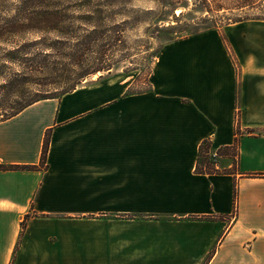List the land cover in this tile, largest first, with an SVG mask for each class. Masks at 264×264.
I'll return each mask as SVG.
<instances>
[{
    "label": "crops",
    "instance_id": "obj_1",
    "mask_svg": "<svg viewBox=\"0 0 264 264\" xmlns=\"http://www.w3.org/2000/svg\"><path fill=\"white\" fill-rule=\"evenodd\" d=\"M128 88L99 77L0 122V165L36 167L0 170V264H264V19L168 43ZM204 140L237 141L233 174L195 172Z\"/></svg>",
    "mask_w": 264,
    "mask_h": 264
},
{
    "label": "rangeland",
    "instance_id": "obj_2",
    "mask_svg": "<svg viewBox=\"0 0 264 264\" xmlns=\"http://www.w3.org/2000/svg\"><path fill=\"white\" fill-rule=\"evenodd\" d=\"M85 14L89 13L71 10L67 14L71 37L58 38L71 43L79 39L81 29H88L78 19ZM242 18H264V0H99V69L102 70L75 88L106 77L125 81L129 93L147 91L157 56L165 45L205 30L224 29ZM46 38L58 39L55 34ZM32 39V36L25 38ZM64 58L28 57L25 63L2 62L7 67L6 73L17 74L20 83L14 94L6 90L0 93V99L8 94L10 101L16 97L59 99L73 85V76L81 69L91 68L96 57H84L80 69L76 61ZM43 59L50 62L48 67L37 66Z\"/></svg>",
    "mask_w": 264,
    "mask_h": 264
},
{
    "label": "trees",
    "instance_id": "obj_3",
    "mask_svg": "<svg viewBox=\"0 0 264 264\" xmlns=\"http://www.w3.org/2000/svg\"><path fill=\"white\" fill-rule=\"evenodd\" d=\"M104 6V5H103ZM87 11L89 14L79 17L80 23L88 29H81L80 38L74 42L62 41L58 38H69L68 13L73 10ZM263 20L264 18H253ZM246 18H242L238 23ZM234 24V23H233ZM49 34H55L58 39L48 40ZM27 36H32V40H25ZM69 41L68 39H66ZM0 93L5 92L14 94L20 80L17 74H7V67L2 62L14 64L25 63L28 57H66L71 59L79 69L81 68L84 57H96L88 70H80L73 76V85L63 95L75 90L76 85L87 77L101 71L99 69V0H0ZM68 57V58H67ZM78 57V60H76ZM38 67H45L50 64L43 59L36 63ZM36 66V67H37ZM0 99V122L9 119L31 104L52 97H41L24 99L16 97L10 101V95ZM11 94V95H12ZM62 95V96H63ZM239 130L236 127V137ZM48 144H43L41 162L46 159ZM230 157L233 159L231 170H219L216 167L217 159ZM237 163V141L229 147L214 149L209 140H204L199 146L198 159L195 172L199 174H221L234 173ZM34 170L36 167L27 166H4L0 165V170L15 169ZM237 192L233 189V204L236 207ZM28 216L24 218L21 226L24 227Z\"/></svg>",
    "mask_w": 264,
    "mask_h": 264
}]
</instances>
